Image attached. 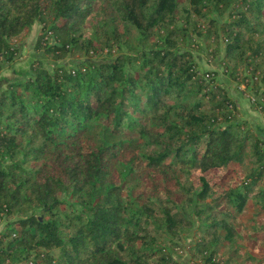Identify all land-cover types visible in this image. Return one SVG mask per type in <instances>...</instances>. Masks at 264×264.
Instances as JSON below:
<instances>
[{
  "label": "trees",
  "instance_id": "1",
  "mask_svg": "<svg viewBox=\"0 0 264 264\" xmlns=\"http://www.w3.org/2000/svg\"><path fill=\"white\" fill-rule=\"evenodd\" d=\"M180 4L199 24H174ZM263 9L264 0H0V70L17 55L11 39L35 22L45 58L97 51L80 33L87 19L117 46L71 68L38 59L0 90V264H186L172 248L192 234L197 264H227L234 255L220 250L235 237L264 235V138L217 73L200 69L185 25H206L215 54L223 44L219 65L264 110ZM153 29L162 35L148 41ZM92 122L111 139L94 140Z\"/></svg>",
  "mask_w": 264,
  "mask_h": 264
},
{
  "label": "rangeland",
  "instance_id": "2",
  "mask_svg": "<svg viewBox=\"0 0 264 264\" xmlns=\"http://www.w3.org/2000/svg\"><path fill=\"white\" fill-rule=\"evenodd\" d=\"M190 8L191 6L189 5L180 4L178 6V16L174 17L173 19L175 25L182 24L185 19L184 17L186 16H188V19L190 17V21H196L198 23L197 17L199 16V14L194 13L193 11L192 13ZM214 17L219 18L220 21H222L223 19H226L227 13H224V15L222 16ZM88 20L89 19L84 22L80 29L82 39L90 38L91 40H93V42H96L94 44L97 46L98 50L95 51L91 46L81 48L78 52H73L71 54L69 53L65 58H62L61 60L57 61L45 58V56L42 54V51H36L34 49V45L41 28V25L38 22L33 23V25L29 29H25L18 37L11 39V44L16 47L18 51L16 57L11 62L2 64L0 70V90H2L9 82L15 81L20 78L28 77L30 74V65L38 59H42L46 66L51 67L55 63H61L68 68L73 67L77 60L99 61L103 59H110L115 54L117 46L113 44L111 50H109V47L105 46L106 44H104V41L106 40L100 35L93 34V30L89 28V24L87 23ZM185 25L190 27L188 29L192 34L191 44L189 42V45H186L187 47L193 49L194 58L198 63L200 69L211 70L217 73L218 79H220V81L227 87L229 93L235 99L238 106L237 108L240 111V117L247 121L253 131H255L257 134L264 138V136L262 135L264 134V110H261V108L253 102L256 100L257 97L252 96L250 91H247L245 89L244 85H238L236 81L233 80L232 76L228 75L224 68L219 65L220 59L222 58L224 52L223 44H219V54H215L213 52L215 49V43L208 36L206 32V25H201L200 27L195 26L200 31H197L196 33H193V26L191 27L190 24H187V22H185ZM121 32L124 34L125 40H129L131 46L139 45V43H137V40H139L138 30L133 25H130L128 22H124ZM152 34V39H148V41H156L157 37L159 35H162V32L158 33L157 29H153ZM124 50L126 51V48H124ZM252 115L258 117H253ZM87 133L98 142H107L111 139H109V137L104 132V127L98 123L92 122L88 127ZM243 168H249L247 158H245ZM252 213L253 209L249 207L248 210H246V212L242 215V218L250 219ZM4 229L5 222L1 221L0 231ZM248 232L249 229H247L246 233ZM248 236L249 239L245 237V234L241 235L240 237L237 236L236 240H233V244L231 246H227L226 249H224L223 254V249L220 250V255H223L225 258L230 257L228 256V254L233 253L234 260L227 259L229 261L227 264H239V254H242L243 256L245 254V251H250V244H253L252 240L256 241L257 239H262L264 235L262 233H259L257 235L251 236V233H248ZM193 238L195 239V236L192 234L184 240L178 239L177 242L180 243V248H177L176 246L172 248L174 256H176L177 259L184 261L186 264H197V261L194 258L192 259L189 252L187 251V247L190 245V242L193 240ZM158 240H160L161 242H166V238L164 236L159 237Z\"/></svg>",
  "mask_w": 264,
  "mask_h": 264
},
{
  "label": "crops",
  "instance_id": "3",
  "mask_svg": "<svg viewBox=\"0 0 264 264\" xmlns=\"http://www.w3.org/2000/svg\"><path fill=\"white\" fill-rule=\"evenodd\" d=\"M253 117L255 115H252ZM258 117V116H255ZM264 136V134H262ZM245 230V237L249 239L248 233ZM236 240V237L234 238ZM246 240V239H245ZM249 241V240H248ZM253 244H250V251H245V254L240 256V259H238L239 264H264V261L261 259L264 258V243L263 240H261V243L258 242V240L254 241L252 240ZM262 261V262H260Z\"/></svg>",
  "mask_w": 264,
  "mask_h": 264
},
{
  "label": "built area",
  "instance_id": "4",
  "mask_svg": "<svg viewBox=\"0 0 264 264\" xmlns=\"http://www.w3.org/2000/svg\"><path fill=\"white\" fill-rule=\"evenodd\" d=\"M253 101V100H252ZM254 102V101H253Z\"/></svg>",
  "mask_w": 264,
  "mask_h": 264
}]
</instances>
